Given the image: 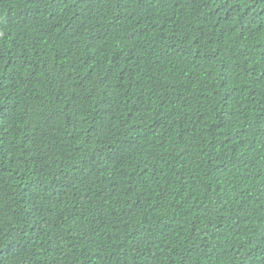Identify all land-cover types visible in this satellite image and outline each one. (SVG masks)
Returning <instances> with one entry per match:
<instances>
[{
    "label": "trees",
    "instance_id": "obj_1",
    "mask_svg": "<svg viewBox=\"0 0 264 264\" xmlns=\"http://www.w3.org/2000/svg\"><path fill=\"white\" fill-rule=\"evenodd\" d=\"M0 264H264V0H0Z\"/></svg>",
    "mask_w": 264,
    "mask_h": 264
}]
</instances>
